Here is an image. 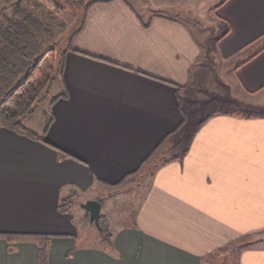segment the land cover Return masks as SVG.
<instances>
[{
	"label": "crops",
	"instance_id": "crops-1",
	"mask_svg": "<svg viewBox=\"0 0 264 264\" xmlns=\"http://www.w3.org/2000/svg\"><path fill=\"white\" fill-rule=\"evenodd\" d=\"M150 1L88 2L41 125L25 122L35 136L0 127V264H264V113L198 117L189 95L213 65L264 102V0H195L188 19ZM125 180L138 189L129 223L104 201Z\"/></svg>",
	"mask_w": 264,
	"mask_h": 264
},
{
	"label": "rangeland",
	"instance_id": "rangeland-1",
	"mask_svg": "<svg viewBox=\"0 0 264 264\" xmlns=\"http://www.w3.org/2000/svg\"><path fill=\"white\" fill-rule=\"evenodd\" d=\"M90 1L92 0H59V7L55 6V4L50 0L19 1L20 6L24 7L27 11L31 12L35 16L39 17L43 22V25L47 28V31L41 34L42 43L44 47L54 48V56L57 64L58 61H60L58 58L60 57L61 52L70 44L71 36L78 28L81 17L83 16V11L87 3ZM129 1H131L136 6L145 4L148 7H150V4L147 3L151 2L150 0H148V2L146 0ZM167 1L169 3V8L163 9L161 11L162 13L177 15L176 12H178V16L180 15V18L183 19H188L193 15L200 14L199 8L197 7L198 2H195V0ZM218 1L219 0H214L212 2H206L205 4L206 6L208 4H211V10H213L214 5H216ZM4 5L7 6L3 8L2 6ZM16 5L17 3H15V0H0V14L3 12H7L8 14L12 11H15ZM148 7L145 8L149 9ZM175 9L178 11L175 12ZM202 21H205V19H202ZM210 60L213 61L212 58ZM206 61L209 65V61ZM214 63L215 61L213 62V64ZM233 63H236V59L230 60L226 68H229L230 64ZM58 66L59 64L56 66V68H58ZM208 67L202 70L199 85L192 83L190 84V93L184 92L185 96H187L188 93L189 95L193 94L196 98V101H198V105H200V108L196 112V116L200 117L201 115H204L205 112H208L210 110H235L246 114L264 113V102L261 104H256L255 102L259 101L257 99L254 100L253 98L248 99L236 96L237 93L234 90L235 88L230 87L228 83V72H225L222 68H217V71H215V67L213 65L210 66V68ZM55 71H57V69ZM55 75L56 72L54 73V78ZM54 78L48 85V88L44 91L43 96L36 108V111L31 118V127L33 128H37L41 125V118L44 116L45 111L49 107L48 105L50 97L53 96L50 86L54 81ZM183 99L184 102L187 101L186 97H183ZM184 108H187V104L184 105ZM28 119L24 120V124ZM112 190L113 191L108 193L109 198H106V200L104 198L106 204V201L112 200L111 204L107 205L106 209H111V214L115 215L119 221H122L123 223L131 222L135 204L134 199L136 197V194L138 193L136 184H134V182L131 180H125L119 186H117L115 190ZM68 203L67 209L70 208V204ZM75 207L76 209H79L78 204H76ZM73 214H75V212H73ZM77 218L78 221L82 219L81 215H78ZM94 226L95 225L93 224V227H91L92 229L90 230L92 233L89 231L91 233L88 240L89 243L93 241V235H98V232L95 230ZM211 263L234 264V261L231 259V257L226 258L225 256L221 258L215 257V260H213Z\"/></svg>",
	"mask_w": 264,
	"mask_h": 264
},
{
	"label": "trees",
	"instance_id": "trees-1",
	"mask_svg": "<svg viewBox=\"0 0 264 264\" xmlns=\"http://www.w3.org/2000/svg\"><path fill=\"white\" fill-rule=\"evenodd\" d=\"M50 1L59 7V0ZM45 31L47 28L41 19L20 6L19 2L15 11L0 14V127L35 136L25 126L24 120L35 112L44 91L54 78L55 70L62 65V61H58L56 68L58 64L54 48L44 47L42 43L41 34ZM61 154L68 155L65 152ZM65 205L64 200L59 208L63 210ZM98 229L103 240L110 238L107 217L102 213Z\"/></svg>",
	"mask_w": 264,
	"mask_h": 264
},
{
	"label": "water",
	"instance_id": "water-1",
	"mask_svg": "<svg viewBox=\"0 0 264 264\" xmlns=\"http://www.w3.org/2000/svg\"><path fill=\"white\" fill-rule=\"evenodd\" d=\"M20 0H15L18 3ZM85 213L89 216V221L93 222L99 228V216L101 209V202L97 199H87L81 204Z\"/></svg>",
	"mask_w": 264,
	"mask_h": 264
}]
</instances>
